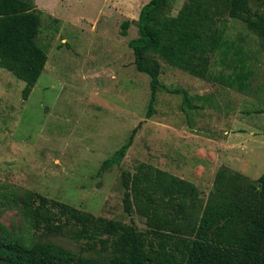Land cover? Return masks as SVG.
I'll return each instance as SVG.
<instances>
[{
    "label": "rangeland",
    "instance_id": "obj_1",
    "mask_svg": "<svg viewBox=\"0 0 264 264\" xmlns=\"http://www.w3.org/2000/svg\"><path fill=\"white\" fill-rule=\"evenodd\" d=\"M34 1L42 15L38 43L49 60L27 100L26 84L0 68L1 193L30 190L145 231V220L124 210L123 171L134 174L139 164H150L195 183L205 198L222 168L253 181L264 174V39L225 20L253 72L245 93L224 85L233 71L217 54L206 80L161 62L162 88L148 118L151 79L137 70L129 42L138 38L134 21L151 0ZM185 2L171 0V14ZM253 6L264 10V0ZM126 21L132 24L123 36ZM167 89L188 91L199 109ZM139 125L121 166L99 174ZM0 222L25 232L11 202L0 204ZM61 242L75 251L84 245Z\"/></svg>",
    "mask_w": 264,
    "mask_h": 264
},
{
    "label": "trees",
    "instance_id": "obj_2",
    "mask_svg": "<svg viewBox=\"0 0 264 264\" xmlns=\"http://www.w3.org/2000/svg\"><path fill=\"white\" fill-rule=\"evenodd\" d=\"M171 9V0H151L134 21L138 38L129 42L137 70L151 79L148 118L162 88L161 62L206 80L217 54L233 71L224 85L247 92L253 72L243 45L228 37L224 23L235 19L264 39L263 8L253 0H186L176 16ZM131 24H122L123 36ZM41 26L34 0H0V68L26 84L24 100L49 60L38 43ZM167 90L183 95L189 109H199L188 91ZM140 126L99 174L121 166ZM121 184L125 212L143 218L145 231L30 190L0 192V202L15 204L26 222L25 232L0 222V264H264V174L253 181L222 168L207 198L195 183L146 163L134 174L123 171ZM62 240L84 244L82 251Z\"/></svg>",
    "mask_w": 264,
    "mask_h": 264
}]
</instances>
